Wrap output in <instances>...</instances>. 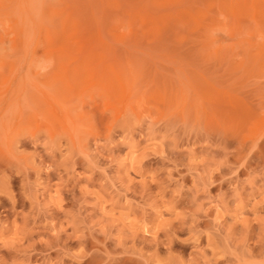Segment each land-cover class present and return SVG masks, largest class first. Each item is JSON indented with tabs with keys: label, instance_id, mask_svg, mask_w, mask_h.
<instances>
[{
	"label": "rangeland",
	"instance_id": "rangeland-1",
	"mask_svg": "<svg viewBox=\"0 0 264 264\" xmlns=\"http://www.w3.org/2000/svg\"><path fill=\"white\" fill-rule=\"evenodd\" d=\"M0 264H264V0H0Z\"/></svg>",
	"mask_w": 264,
	"mask_h": 264
}]
</instances>
